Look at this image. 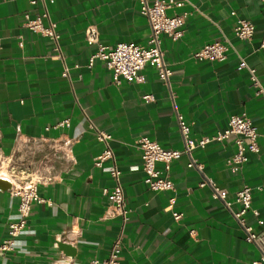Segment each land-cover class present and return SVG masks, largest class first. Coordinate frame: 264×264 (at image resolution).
I'll return each instance as SVG.
<instances>
[{"label":"crops","instance_id":"0c3cea01","mask_svg":"<svg viewBox=\"0 0 264 264\" xmlns=\"http://www.w3.org/2000/svg\"><path fill=\"white\" fill-rule=\"evenodd\" d=\"M182 1L169 10L188 13L182 35L176 40L163 35L164 58L173 70L166 84L151 64L141 70V81L120 83L105 60L96 57L88 65L98 50L86 41L88 25L97 27L107 47L131 40L147 44L151 25L139 0L48 2L69 77L62 75L64 64L54 56L53 40L24 25L26 11L32 16L42 12L41 0H0V243L9 222L19 217V196L11 193L7 177L12 171L52 177L39 183L44 201L32 205L16 248L0 249V264H88L107 257L121 231L122 264H250L259 257L258 247L244 239L232 215L239 204L230 209L200 181L211 177L232 200L244 184L251 185L252 205L263 222L251 213L248 221L264 230V93L257 94L248 70L238 68L245 57L264 86V1ZM239 17L255 24L249 40L234 34ZM226 39L232 43L226 59L194 57L203 45ZM147 93L154 99L147 101ZM241 113L257 127L259 151H247L239 169L227 163L236 151L231 136L193 151L202 170L188 166L187 154L174 160L172 189L148 186L140 137L183 149L179 114L190 124L191 135L202 137L224 131L229 117ZM64 118L70 119L69 126H54ZM90 121L112 134L128 208L125 223L120 215L105 217L109 199L102 188L113 184L110 160L95 164L103 143ZM157 165L164 168L162 162ZM69 230L75 233L73 243L61 240Z\"/></svg>","mask_w":264,"mask_h":264},{"label":"built area","instance_id":"2783aa9c","mask_svg":"<svg viewBox=\"0 0 264 264\" xmlns=\"http://www.w3.org/2000/svg\"><path fill=\"white\" fill-rule=\"evenodd\" d=\"M54 0H41L43 5L42 12L32 16L30 12L24 13V25L32 31L49 36L54 42L55 57L62 59L64 67L62 75L69 77V66L65 62V55L60 44V34L57 30V22L51 17L48 2ZM264 1V0H263ZM36 3L37 0H31ZM140 12L144 14L151 25V32L146 45H142L135 41H120L113 47H107L100 42L99 31L94 25H88L85 29V38L89 44H97L98 50L89 58V67L94 63V59L99 57L106 61L107 65L112 69L113 80L120 83L122 79L127 81H141V70L145 65H153L159 77L167 84L173 70L168 66L164 58V50L162 48L163 35L166 34L174 40L178 39L183 33V25L188 16L187 12L170 13L173 7L181 6L182 0H139ZM255 31V24L249 19L239 17L234 26V34L241 39H251ZM19 43L22 45L23 41ZM232 46L230 40H215L203 45L194 52V57L199 60L208 59L211 61H222L226 59L227 52ZM261 46L264 47V35L261 40ZM238 68H246L250 75L252 85L255 87L257 94L264 93V86L260 81L256 68L250 65L247 59L240 57ZM147 101L154 99V95L147 93L144 95ZM180 131L183 137V149L168 148L161 145L158 141L148 136H142L138 139V147L141 150L142 166L145 172V182L153 190H167L174 187V181L170 176L171 163L180 158L183 154L190 157L189 167H195L198 170L203 169L202 162L193 157V151L198 147H204L211 141H223L233 136L236 144V151L227 159V163L235 170L245 163L248 159L247 151H259L258 130L253 119L246 113L232 114L229 117L228 126L224 131L210 136L194 137L191 135L190 124L178 115ZM70 119L64 118L59 120L57 126H69ZM91 127L96 130V136L103 143L102 151L97 155L95 164L102 166L105 161L110 160L109 173L113 184L111 187H103L102 193L109 199L105 217L120 215L124 223L128 220V208L124 187L121 180L122 171L117 163L113 147L111 145L112 134L105 129H101L90 121ZM162 162L164 168L158 167V163ZM16 171H12L7 177L11 185L12 194L19 196L18 213L19 217L9 222L8 233L6 238L0 243V249L14 250L18 237L28 224V218L31 213L32 205L35 202L44 201L39 194L38 186L41 181H46L52 177L29 178L28 175H16ZM209 185L212 188L214 198L221 199L231 209L232 203H238L239 208L231 210L233 217L244 231V239L247 242L254 243L260 252L258 258L253 259L250 264H264V230H257L248 221V214L251 213L258 221L262 223L259 217V210L252 205L253 187L244 184L236 191L232 199L228 198V191L221 187L211 177H205L200 181V186ZM263 185H257L261 189ZM171 205L167 206V209ZM181 213H175L177 219L181 218ZM75 233L73 230L66 231L61 240L73 243ZM123 233L118 235L114 240L109 255L103 259L93 258L88 264H122L119 256L122 250ZM70 261V259H64Z\"/></svg>","mask_w":264,"mask_h":264}]
</instances>
